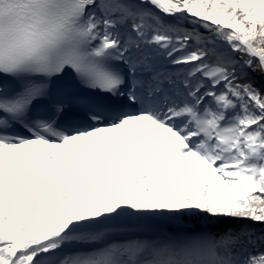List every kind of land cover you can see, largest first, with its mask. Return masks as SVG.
<instances>
[{
	"label": "snow or ice",
	"instance_id": "1",
	"mask_svg": "<svg viewBox=\"0 0 264 264\" xmlns=\"http://www.w3.org/2000/svg\"><path fill=\"white\" fill-rule=\"evenodd\" d=\"M0 264H264V0H0Z\"/></svg>",
	"mask_w": 264,
	"mask_h": 264
}]
</instances>
